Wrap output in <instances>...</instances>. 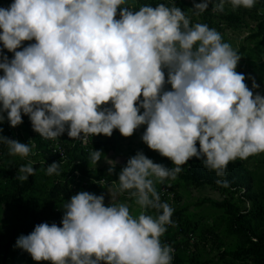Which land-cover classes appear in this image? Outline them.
Listing matches in <instances>:
<instances>
[{
	"label": "clouds",
	"instance_id": "obj_1",
	"mask_svg": "<svg viewBox=\"0 0 264 264\" xmlns=\"http://www.w3.org/2000/svg\"><path fill=\"white\" fill-rule=\"evenodd\" d=\"M210 2L194 3V14ZM228 2L233 9L255 4ZM224 5L220 0L213 10L223 12ZM0 43L14 54L9 60L0 50V123L15 128L27 115L45 139L66 131L72 139L111 137L115 129L130 137L146 125L141 140L175 165L154 163L143 151L127 160L118 192L134 198L137 217L126 203L105 206L103 194L72 195L62 226L43 222L18 237L15 247L36 262L172 264L173 248L160 237L173 223L174 209L161 202L156 183L175 180L193 157L223 176L229 162L264 153V95H254L236 71L241 57L221 33L191 24L175 4L134 11L128 0H14L0 7ZM259 87L253 79L252 88ZM0 141L11 156L33 154L30 143L3 135ZM102 154L91 152L92 163ZM105 161L114 172L116 162ZM33 163L21 165L16 178L34 175ZM46 174L59 175V163L48 165ZM149 209L162 214L153 217Z\"/></svg>",
	"mask_w": 264,
	"mask_h": 264
},
{
	"label": "rangeland",
	"instance_id": "obj_2",
	"mask_svg": "<svg viewBox=\"0 0 264 264\" xmlns=\"http://www.w3.org/2000/svg\"><path fill=\"white\" fill-rule=\"evenodd\" d=\"M134 1L141 4L139 0ZM164 1L167 4L166 0ZM186 1L184 3L186 14L191 18V24H207L209 28L220 32L223 41L229 43L239 56L246 59L249 71L252 73V79L246 83L249 89L254 95L264 90V27L259 32L260 27L264 25V0H255L252 8L241 6L236 9H233L231 3L225 0L223 12L213 10L220 0H211L208 9L199 15L194 14L193 5L200 3L201 0ZM13 2L14 0H0V7H8ZM161 2L163 3V0ZM257 33L259 36H254ZM30 43H35V41H25L22 46ZM0 50L9 57V60L13 58L14 54L3 49L2 43H0ZM2 75L3 71L0 70V76ZM253 79L260 86L258 89L252 88ZM142 112L143 109H141ZM27 118V115L22 114L23 123L15 128L11 127L7 120L0 123V128H3L0 135L13 139L17 134L18 141L30 143L33 153L28 157L11 156L7 153L8 156L0 160V264H51L50 261H34L29 253L15 245L19 236L30 234L37 224L55 222L57 226H62L64 204L69 202V199L62 195L58 199H50L47 194L55 184L60 183L59 181L64 180L68 184L74 192L72 195L80 191H88L96 195L103 194L105 206L110 203H126L130 213L137 217L141 209L135 204L134 198H131L127 191L118 192V175L126 166L127 160L137 151H143L154 163L162 164L167 168L175 167L170 159L149 149L141 140L146 130V125H141L130 137H124L120 133L115 137L100 134L101 139L95 150H101L103 154L97 164L92 163L91 153L72 150L66 153V162L59 165L60 174L49 176L46 174V167L40 164L44 160L47 161L46 157L37 153L45 150L58 155V151L60 153L63 151L62 146L70 142V137L68 138L66 131L57 139H45L33 130ZM1 145H4V148L8 147L2 141H0ZM106 157L116 162L112 173L109 172L112 166L106 163ZM29 161L34 162L33 167L36 171L33 175L32 186L26 188L23 185L26 181H20L16 177L21 174L19 173L20 166ZM48 165L50 164L47 161L46 166ZM183 166L175 180L169 178L164 183L177 188L180 197L176 209L180 211L190 226L194 225L196 235L202 237L210 230L214 238H207L211 243L210 250L204 246L202 251L196 253L194 259H190L185 254L177 255L178 258L176 256L174 260L172 259V264H255L252 257L235 258V253L245 251L249 242H245L240 235L232 232L231 228L235 223L234 218L238 210V213L243 216L242 223L246 222L247 226L250 225L255 230L258 228L261 230L260 233H264V225L260 224L263 219L261 214L264 212V153L254 155L246 164L247 171L245 170L242 178L232 182L236 185H249L250 198L254 197L256 204H259L261 208H258L251 199L242 198L244 189L231 191L229 187H223L224 192H220L207 183L197 185L192 183L184 175ZM99 170L102 173H98ZM72 172H78V177L81 178L80 183L87 184L73 190L71 188L74 183L71 178ZM109 182L114 184H108ZM162 184L156 183V190ZM151 211L149 209L147 214L153 215ZM250 240L254 241L253 238Z\"/></svg>",
	"mask_w": 264,
	"mask_h": 264
},
{
	"label": "trees",
	"instance_id": "obj_3",
	"mask_svg": "<svg viewBox=\"0 0 264 264\" xmlns=\"http://www.w3.org/2000/svg\"><path fill=\"white\" fill-rule=\"evenodd\" d=\"M181 2H179V6H183L185 1L183 2L182 0H180ZM147 1H142L141 4L144 5ZM162 3L161 0H152L151 3H149L152 6H155L156 4ZM264 24V23H263ZM264 27L261 26L259 29V32L262 31V28ZM254 36H259V33L255 34ZM4 150V145L0 146V151ZM8 153V152H7ZM7 153L5 154V156H8ZM1 163V162H0ZM248 162H238V161H231L229 162L225 175L223 176H217L216 172L214 170H209L208 168H206L204 166L203 163H201V160L197 159L196 157L191 158L184 166H183V170L185 171V176H187L190 181H192V183H195L196 185L199 183H207L213 186V188H216L218 191L220 192H224L223 191V187L220 184H217L216 181L217 180H227L229 182V188L231 191H240V189H244V193L242 195V198L245 199H251L253 201V203L256 204V199L254 197L250 198V194H249V189L250 186L249 185H236L235 183H232L234 180L237 179H241L242 176L244 175L245 172V166ZM1 165V164H0ZM36 167V166H35ZM36 170V168H34ZM247 171V170H246ZM98 173H102L101 170L98 171ZM33 184V175L29 176L28 180L23 184L24 187L26 188H30ZM166 184V183H164ZM192 186V185H191ZM194 186V185H193ZM238 186V187H237ZM22 187V188H24ZM196 187V186H194ZM173 188L175 190H177V188H175L173 186ZM178 192V191H177ZM72 190L70 189V187L68 186V184L64 183H57L55 184L54 187H52L49 191H48V197L50 199H58L60 195L64 196L66 199H69L72 196ZM223 204H225L226 202H222ZM258 208H261V206L259 204H256ZM153 213V216L156 217L159 214H162V212H157L156 210H152L151 211ZM239 211L236 210V217L234 218L235 223L233 224L231 231L240 235L241 238H243L245 240V242H249V246L246 248V250L241 251V252H237L235 253V258L236 259H241V258H248V257H252L255 261V264H264V233H260L261 230H258V228H253L246 225V222L242 223V215L238 213ZM173 218L181 221L182 223V231L183 234L185 235L187 232H191V233H195L194 231V225L190 226L185 218L182 216V214L180 213V211H176V213L174 215H172ZM261 217L263 218L262 221H260L261 225H264V212L261 214ZM206 232V231H205ZM168 233H170V235H167ZM213 233L209 230L207 231V234L205 233L202 237H198V239L204 243L207 242L209 244V246L211 245V243L207 240V238H214ZM163 239H169V241L173 244V245H177L176 249V253L174 255V257H176L177 255H182L185 254L181 251V245H186L187 246V242L185 241L184 237H182L180 239V241L177 240L176 238V232L175 233H171L166 231L162 236ZM251 238L254 239V241L250 240ZM207 245V244H206ZM203 246V247H204ZM203 248L198 249L197 251H202ZM186 255V254H185ZM188 256V255H186ZM196 256V254L194 256H188L190 259H194V257ZM178 258V256H177Z\"/></svg>",
	"mask_w": 264,
	"mask_h": 264
},
{
	"label": "built area",
	"instance_id": "obj_4",
	"mask_svg": "<svg viewBox=\"0 0 264 264\" xmlns=\"http://www.w3.org/2000/svg\"><path fill=\"white\" fill-rule=\"evenodd\" d=\"M142 1H147L145 4H149V3L152 2V0H139V2H142ZM179 1L180 0H166L168 6H171L172 4H175L176 6L180 7L179 6ZM184 1H185V3L187 2L186 0H184ZM163 3H165L164 0H163ZM128 4L133 7L134 11L139 10V7L142 5V4L139 5L134 0H128ZM181 9L186 13L187 10H186L185 4H184V6H182ZM118 18H119V15H118ZM236 71L245 75V83H247L250 80L249 77H252V73L249 71L247 61L243 57H241L240 61L238 62ZM165 88H166V90H171V86L170 85H166ZM259 93L261 95H264V90H261ZM141 99H142V97H141ZM108 106L110 107V105H108ZM27 121L31 122L29 117L27 118ZM118 134H119V130L115 129L113 131L112 135L115 137ZM81 135H83V134H81ZM19 138H20V136H19ZM68 138H69V136H68ZM13 139L14 140L18 139L17 138V134H15ZM69 139H70L69 140L70 142H68V144L66 146H62V150L63 151H62V153H60L58 151V153H59L58 155L50 153V152L45 151V150L39 151L37 154H41L44 157H46V159L49 162V164H52L53 162H57V163H59V165H61V164H64L66 162V153L68 151L78 150L81 153H91V152H93L95 150V148L98 146L101 137H100V135H95V136L83 137L81 139H72V138H69ZM197 148L199 149V143L198 142H197ZM7 152L9 153L8 147L4 148L3 151H0V160H2V158L5 156V154ZM253 157H254V155L253 156H249L247 159L237 158L234 161L249 162L250 159L253 158ZM47 161L44 160V162H40V164H42L44 167L47 168V166H46ZM201 163H203L202 160H201ZM71 174H73V175H71V178L74 180V183L72 184V187H71L73 190H76V188H79V187L81 188L82 186L87 184V183H83V184L80 183L81 182L80 181L81 178L78 177V172H72ZM59 182L61 184L65 183L64 180L59 181ZM111 183L114 184L113 182H109L108 184H111ZM157 192L160 194L161 202H167L174 209V212H173V215H174L176 213V211H177L176 208H177V205H178V198L180 197L179 192H177V190H175L173 188V186H171L170 184H167V183L160 185L158 187V189H157ZM151 210H155V209H151ZM160 212H162V210ZM171 220L173 221V223L170 224V225H166L165 226L167 228V231L171 232V233H175L176 232V238H177L178 241H180V239L182 237H184L185 241L187 242V246L184 245V244L181 245L180 246L181 247V251L183 253H185L186 255H188V256H194L198 252L197 251L198 249L203 248L204 243H202L194 233L187 232L184 235L183 231H182L183 229H182L181 221H179V220H177V219H175L173 217H171ZM160 242H161L162 245H170L173 248L172 255H173V260H174V255H175V253L177 251V249H176L177 245L176 246L173 245L169 241L168 238L167 239H163L162 237H160ZM205 246L207 247V250H210L209 244H207Z\"/></svg>",
	"mask_w": 264,
	"mask_h": 264
}]
</instances>
